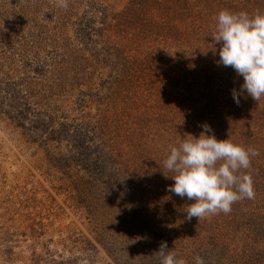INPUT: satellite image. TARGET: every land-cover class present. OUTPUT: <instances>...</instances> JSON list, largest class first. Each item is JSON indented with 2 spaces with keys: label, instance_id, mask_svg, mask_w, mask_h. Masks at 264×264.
Masks as SVG:
<instances>
[{
  "label": "rangeland",
  "instance_id": "1",
  "mask_svg": "<svg viewBox=\"0 0 264 264\" xmlns=\"http://www.w3.org/2000/svg\"><path fill=\"white\" fill-rule=\"evenodd\" d=\"M221 10L264 0H0V264H264V96L234 101ZM203 124L257 150L255 198L188 220L164 160Z\"/></svg>",
  "mask_w": 264,
  "mask_h": 264
},
{
  "label": "clouds",
  "instance_id": "2",
  "mask_svg": "<svg viewBox=\"0 0 264 264\" xmlns=\"http://www.w3.org/2000/svg\"><path fill=\"white\" fill-rule=\"evenodd\" d=\"M56 5L66 9L68 0H56ZM212 38L221 44L217 63L243 77L239 91L232 90L234 101L239 104L240 96L246 92L259 102L264 96V13L221 10ZM202 128L198 138L188 134L178 147L170 146L164 160V167L174 173L168 177L175 182L167 190L194 201L185 211L186 218L198 221L221 212L229 214L234 203L255 198L252 177L241 170L250 169L251 157L258 155L254 148L234 144L230 139L218 140L208 124ZM155 253L160 256V264H186L168 249L166 241ZM195 264L205 262L197 255Z\"/></svg>",
  "mask_w": 264,
  "mask_h": 264
}]
</instances>
